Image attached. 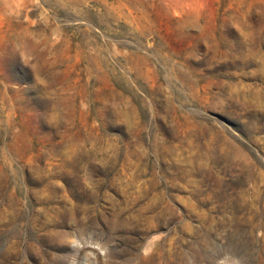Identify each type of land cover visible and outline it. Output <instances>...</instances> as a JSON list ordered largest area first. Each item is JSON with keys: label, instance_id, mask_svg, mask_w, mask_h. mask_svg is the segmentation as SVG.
<instances>
[{"label": "rangeland", "instance_id": "1", "mask_svg": "<svg viewBox=\"0 0 264 264\" xmlns=\"http://www.w3.org/2000/svg\"><path fill=\"white\" fill-rule=\"evenodd\" d=\"M0 264H264V0H0Z\"/></svg>", "mask_w": 264, "mask_h": 264}]
</instances>
